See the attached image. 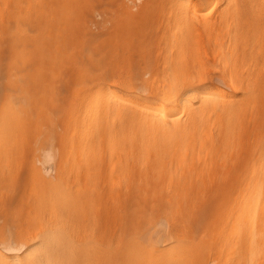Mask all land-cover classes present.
Segmentation results:
<instances>
[{
	"label": "bare ground",
	"instance_id": "bare-ground-1",
	"mask_svg": "<svg viewBox=\"0 0 264 264\" xmlns=\"http://www.w3.org/2000/svg\"><path fill=\"white\" fill-rule=\"evenodd\" d=\"M152 1L154 3L152 8L150 1V5L145 2V6H148L143 8L147 13L142 9L141 14L138 13V16L136 14L137 18L142 16L146 18L145 21L143 17L140 18L141 25L150 19L149 22H156L153 21L155 18L159 22V17L163 15L162 9H167L165 5L162 6L167 0H163L164 2L158 0L160 4L162 2V5H159L157 0ZM231 1L234 0H227L229 7H223L224 10L223 8L222 11L220 10L217 18L213 17V19L211 16L212 19H207V13L206 17L205 13L203 16L199 13L198 5L201 1L171 0L170 6L166 5L170 7L169 13L163 9L169 14L167 25H170L165 31L162 30V44L158 41L162 47L159 46L161 48L164 46L166 50L162 49L158 52L156 50L159 53H156V56H161L157 57L158 63L154 58V63H157L160 68L155 69V72L149 70L151 74L153 73L151 77H149L150 74L147 78L143 77L147 74L140 73L138 79L145 73L140 81L132 77L137 74L135 71L132 73L134 69L131 63L134 59L128 50L131 48L129 46L132 42V34L136 32L133 29L135 26L132 27L133 22L136 21V28L146 24L140 26L135 14L131 16L134 18L129 16L132 25L128 27L135 31L125 32V35H129L127 36L131 39L130 41L122 38L124 34L121 35L124 32L123 26L130 24L129 20V23L127 21L124 24L125 20L130 19L129 17L121 21L122 26L119 25L120 21L112 23L118 27H112L115 31L113 34L111 33L113 29L111 32L106 31L108 35H104L105 38L102 37V33H99L104 42V39L110 38L109 34L118 33L117 29L123 31L119 32L116 38L114 37L116 41L111 38L116 45L118 41L119 49L129 45V48L127 47L129 61L127 58L126 62L128 61L131 72L126 70L128 63L122 67L124 62L122 65L114 62L116 70L113 73L111 70L115 65L112 68V64L109 68L107 64L109 70L111 69L108 73L109 70L107 71L108 68L104 67V64L112 61V53L116 55L119 52L113 50L115 44L112 49L109 48L115 54L110 50V55L105 54L107 60L104 59L103 52H106L104 47L107 46L108 49V45L112 46L114 42L110 41L105 45V41L102 45L100 39L96 38L100 42L95 41L94 35V38L92 36L91 38L95 42H90L92 41V39L89 41L90 35L87 39L84 34L90 32L84 28L85 32L82 30L84 32L82 34L87 39V44L90 46L92 43H98L99 47L102 46L96 49L93 44L95 47L92 45L90 48L96 49L93 51L94 54H97L99 50V57L103 54L101 59L106 62H100L101 59L98 61L96 59L98 57L92 59V55L86 53L87 56H91V58L87 57L91 62L94 60L93 63H96L95 68L98 70L92 69L94 66L86 67L90 64L85 62L83 67L97 73L102 66V71L97 74L92 71L90 74L86 69L89 72L88 76L82 67L83 71L79 68L81 73H76L78 76L76 82L81 80V90L75 82L73 84L76 86L70 87L74 93L79 88L78 95L71 92L74 94L73 98L76 96L74 98L76 108L73 107L76 109V115L71 123V119H68L70 124H67L71 127L68 130L70 132L68 139L71 142L68 140V145L67 140L63 141L68 147L61 144L62 148L65 146L62 150L67 151L68 148L69 150L68 153L64 152V156L61 155L64 158L61 159L60 156L61 161L57 162L58 165L54 171L40 163V160L25 159L26 147L23 150L24 146H22L21 151L14 142L21 143L23 138L27 139L28 121L31 118L22 103L26 101L27 94H30V85H41L46 80L41 69L34 70L26 63H22L20 67L13 60L14 56L12 58L10 55L12 61L8 63V70L20 67L19 70H23L27 78L25 82L16 78L7 82L12 92L19 90L21 93V104L18 105L15 102L16 95L10 92L5 93L7 100L0 105V264H264V123L262 120L264 102L261 101L262 99L264 101V96L259 97L260 94L255 93V91L258 93L262 91L264 94L263 89L258 91L263 88V84L260 85V83L264 74L261 75L260 69L256 68L259 67L256 61L260 59V66L264 67L262 65L264 54L261 55L264 51V23H262L264 16L260 15H264L262 12L264 10H259L260 16L259 11L256 10L252 14L254 5L257 6L258 2L262 1L260 3L262 9L264 0H244L245 7L250 6L251 2H257L251 5V9L246 8L250 9V12L241 11L240 9H245L244 6L241 8L237 3L240 7L238 9L236 3L233 5L236 0L233 3ZM2 3L7 10L6 2L2 1ZM15 4L16 8L20 5ZM27 6L28 2L25 7ZM147 8L157 12L149 10L151 11L149 16ZM121 9L125 11L124 8ZM140 9L138 8L137 12ZM232 11H235L234 14ZM143 13L145 16L142 15ZM14 15H16L15 12ZM152 15L156 17L152 18ZM257 15L258 18L261 17L259 21ZM77 17H80L79 14ZM6 18L8 22L10 18L8 19L7 16ZM14 19L17 20V17ZM163 19L164 17L162 21ZM162 21L160 20V23ZM22 22L23 25L26 24L24 19ZM17 24L18 31L20 24ZM31 25L28 27L29 31H32ZM145 26L142 30L136 29L137 35L141 34L140 31L143 32ZM148 27L146 26V31ZM155 27L158 30L157 26ZM217 27L224 29L222 32V35L225 33L226 36V38L223 36L224 41L222 37H219ZM21 28L19 33H16L17 36L9 41L10 52L14 55L19 54L24 61H27L37 51L42 57L40 60L44 62L42 54L46 50L45 44L36 50V45L28 49L27 44L33 43L36 36L27 32V27H23L22 30ZM213 28H217L215 32ZM208 30H213L211 36L212 38L215 36L214 40L220 38L219 41L216 40L218 45L211 39V31ZM151 31L149 33L155 35ZM201 31H207L206 34L209 36L205 35V38H210H206L207 42L211 40V43L214 42L209 43L210 46L215 44L218 48L221 44L223 53L220 48H218L219 51L214 50L217 49L215 46H213L215 48L210 46L206 48L208 43L204 46V41L203 43L201 41L198 46V41L203 40ZM6 32L5 35H8L9 30ZM143 33L139 36L142 38L143 35L144 42L148 33L146 32L145 36ZM137 35L134 36L136 41L141 39ZM77 36L78 33H76ZM83 36L82 41L85 40ZM45 37L46 35L42 41ZM2 39L5 40V38ZM119 39L125 40L126 46L123 40L119 41ZM2 42L0 38V45ZM119 44L123 45L120 47ZM195 44L196 51L199 47L200 51L204 47L212 53L210 56L214 51V54L217 52L223 54H219L221 57H215L221 62L219 58L224 60L222 63H216L217 65L221 63L220 67L224 64L221 71H219L220 68L217 69L219 66L216 67L213 58L218 53L209 58L210 61L213 58L215 65L213 70L217 69L220 73L215 74L212 71L214 74H211V67L209 71L208 66L204 65L207 68L205 69L201 65L200 60L203 58L200 56L202 54L206 56L207 53H205L206 50H203L205 52L202 54L200 51L198 53L194 51ZM116 45L114 48H117ZM101 48L103 51H100ZM133 51L134 49L131 50ZM159 51L163 52L162 55ZM254 51L260 52L257 54L261 58L259 56L260 59L253 61L255 68L251 66L252 70L249 65L253 63L249 64L248 61L255 59L257 54ZM123 56L125 55L122 54L121 57L124 58ZM246 56L249 58L248 65L246 64L247 66L243 68V63L247 60ZM195 57L200 60H195ZM119 58L117 56L116 59L121 62ZM203 62L205 64V61ZM98 64L101 66L99 67ZM118 64L120 66H117ZM195 65L202 67L201 71H198ZM120 67L123 68L122 72H127L130 77L126 73L123 75ZM49 68L52 69V67ZM70 69L69 67L67 70ZM118 69L117 74L120 78L117 76L119 80H114ZM119 72L123 76L126 75L127 79ZM129 72L133 75L128 74ZM80 74L83 76L80 77L81 79ZM84 75L91 80L85 78L86 82H84ZM108 76H113L114 85L110 81L112 77ZM215 81L228 85L233 93L221 89H218V92L210 91L208 89L210 86L207 88L206 85ZM108 83L113 86L111 87ZM117 84L119 87L121 85V89H117ZM259 85L262 87L259 88ZM58 88L60 89L59 86ZM135 89L136 91L140 89L144 93L135 95L133 94ZM73 109L69 110L72 116L75 111ZM68 115L70 116V113ZM17 128L22 136L20 141L14 140V137L20 136L16 132ZM66 136L64 135V138L67 139ZM51 143L50 147H52ZM48 150L46 152L41 149L42 161L43 157L48 160L53 157H50L53 153L49 155L52 148L49 152ZM54 151L56 153V150ZM209 203L212 205L207 206L210 209L205 213V209H208L205 205Z\"/></svg>",
	"mask_w": 264,
	"mask_h": 264
},
{
	"label": "rangeland",
	"instance_id": "rangeland-1",
	"mask_svg": "<svg viewBox=\"0 0 264 264\" xmlns=\"http://www.w3.org/2000/svg\"><path fill=\"white\" fill-rule=\"evenodd\" d=\"M2 1L3 2H6V4L8 5L7 6V10H6V6H4L3 5V3H2ZM9 1V2H8ZM20 1V2H19ZM66 1V2H65ZM150 2L152 1V0H149ZM148 0H1V6H3L2 8H1V6H0V12H2L1 14L2 15H0V16H2L1 18H0V33H1V35L3 36H1L0 38H1V40L3 41L2 42V44L0 45V65L2 66H0V105L1 104H3L6 100H7V94H5V93H10V92H12L13 90L11 89V87H10V85L8 86V84H7V82H9V80L10 79H17V80H22V81H24L25 82V80H26V78H27V76H26V74L23 72V70H19L20 69V67H21V64L22 63H26V64H28V65H30L34 70H37V71H39V69H41V71L43 72L42 73V75H43V77H44V79L46 80V82L44 83V84H37V85H30V88H29V93L30 94H27L28 96H27V99H26V101L25 102H23L22 104V106H25L26 107V109H27V112H28V114H29V117L31 118L29 121H28V134H27V139H25V138H21L22 140H24V141H22L21 139H20V137H22L21 136V134H20V132L19 131H17L18 130V128L16 129V132H18V135H20V136H17V135H15V136H17L16 138L14 137V140L16 139H19L18 141H20L21 140V143H22V145H21V143L20 142H18L17 143V141H14V142H16L15 144L17 145L16 147L17 148H21V151H22V146H24L23 147V150H24V148H25V150H24V157H25V159H27V160H29V161H32V160H40L39 162L40 163H43L44 165H46L47 167H49L52 171H54V169H55V167L58 165L57 164V162L58 163H60V161H61V159H62V157L64 156V152L65 153H68L67 151L69 150V148H68V150L66 151H64V150H62V149H64L65 148V146L68 144V140L71 142V140L70 139H68V138H70V135H69V131L68 130H70L71 129V127H69V125L67 126V124H70L71 122H72V118L76 115V109H73V107H75L76 106V99H74V98H76V96L73 98V95L75 94L76 95V93H77V95L79 94V88H78V90L77 91H75L76 89H77V87H80V90H81V86H80V83H81V80H79V78L80 77H83V76H81V74L79 75V78H78V80L79 81H77L76 82V80H77V74H79V73H81L80 71H83L82 70V67L83 66H85V64H90V66L89 65H86V67H91L92 68V66H94L92 69H96L95 67H96V63H93L94 62V60L91 62V60H89L90 58H91V56H89L90 58H87L88 56L86 55V53L87 54H91L92 55V59H93V57H98V58H96L97 60L99 59H101V57L103 58V54L105 55H110L111 53V51L112 52H114L113 50H115V52L117 51V52H119V53H116V55H113V53H112V57H111V59H112V61L110 60V62L108 63H106V64H104V67H107L108 68V66H109V68H113V66L115 65V64H113L114 62L116 63V62H118V63H120L121 65H122V63H123V65H122V67L124 66V64H125V66L127 65V63H128V61H129V58H128V55H129V52L128 51H130V56L132 57V59H134L133 60V62L131 63V64H133V65H131V67L134 69V70H132V73L135 71V73L137 74H135L136 76H132L133 78L135 77V79H137V80H139L140 81V79L142 80V76L143 75H145V73L147 74V75H145V76H143V77H146L147 78V76H149L148 74H150V76L149 77H151V75L153 74H151L150 72H149V70H154V71H151V72H155V69H157L158 67L160 68V66H157V63H158V58H160L161 56H159V55H157L156 56V53L158 52V50H160V51H162V49H165L164 48V46H163V48H161L162 46H161V44H162V41H161V33H163V31L162 30H166L168 27V25H170V24H168L167 25V23H168V19H169V14H167V12H165L164 10H166V11H168L169 10V8H168V6H170V4H171V0L169 1V0H165L166 2L162 5V2H161V4H160V2L157 0V2L159 3V5H162L163 7H164V5H165V8H167V9H162V7H159L157 4H155V6L157 5V7H159V8H161L162 9V11L163 12H161L162 14V16L161 17H159V22L156 20V15L155 16H153L152 15V18L154 17L155 18V20L153 19V21H156V22H149L150 20H148V24L146 23V22H143L142 23V25L143 24H146V26L148 27V25H149V27L147 28V30L148 31H146V26H145V30L143 29V32H145V34L142 32V31H140V30H142V27H144V26H142L141 25V23H139V20H140V18H142L143 16L142 15H144L145 13H147L146 12V10H145V8L148 6V5H150V2H149ZM156 1V0H155ZM163 1V0H162ZM168 1L170 2V3H168ZM179 1V0H178ZM181 1V0H180ZM190 1V0H189ZM199 1H201V3L203 4H201V6H200V4L198 5V7H199V13L200 14H202V16H203V13H205L204 14V16L206 15V13L208 14V15H206L208 18L207 19H210L211 18V16H212V18L213 17H215V18H217L218 16V13H220L222 10H224V8L225 7H227L228 6V4H227V0H225V1H221V0H192V2H199ZM205 1H207L206 2V5H205ZM215 1V2H214ZM235 1V0H234ZM233 1V2H234ZM240 1V0H239ZM238 0H236V2H232L231 1V3H233V5L236 3V6H237V8L240 6L241 8L244 6V8L245 9H240V7L238 8V9H240L241 11H245V10H247L248 12H250L251 10V5L253 6L254 4H257V2L255 1L254 3L253 2H251V4H250V6L248 5V7H250V9H246V8H248V7H245V3H244V0L241 2H239ZM254 1V0H253ZM258 1V0H257ZM259 1H261V0H259ZM26 2H28V6L27 7H25V5H26ZM35 2H37V3H35ZM145 2H148V3H146V4H148V5H146L145 6ZM153 2V1H152ZM151 2V5H150V7L152 8V7H154V6H152V4L154 5V3H152ZM156 2V3H157ZM164 2V1H163ZM214 2V3H213ZM262 2V1H261ZM261 2H258V4L260 5H254V8L252 9V14H254L256 11H259V10H264L263 8H264V6L262 7V9L260 8L262 5L260 4ZM15 3H17V5H18V3L20 4L19 6H17V8H16V4ZM66 3V4H65ZM130 3V4H129ZM213 3V4H212ZM237 3H238V5H237ZM242 3H243V5H242ZM253 3V4H252ZM5 4V3H4ZM10 4H11V6H10ZM215 4V5H214ZM166 5H168L167 7H166ZM263 5H264V3H263ZM33 6V7H32ZM142 6V7H141ZM216 6V7H215ZM10 7H12V9L10 8ZM59 7V8H58ZM143 7H145V8H143ZM150 7H148V8H150ZM210 7V8H209ZM220 7V8H219ZM224 7V8H223ZM229 7V6H228ZM233 7H235V6H233ZM4 8V9H3ZM27 9V11H26V9ZM33 8V9H32ZM121 8H124L125 9V11H123ZM132 8H134V9H132ZM138 8H141L140 10H139V12H137V10H138ZM147 8V9H148ZM209 8V9H208ZM213 8V9H212ZM223 8V9H222ZM257 8H258V10H257ZM260 8V9H259ZM39 9H41L40 10V12H39ZM145 10V13H143L141 16L142 17H136V14H137V16H138V13H140V11L141 10ZM154 9H156V7L154 8ZM204 9H206V10H204ZM222 9V10H221ZM234 9V8H233ZM233 9H230V10H233ZM9 10V11H8ZM28 10H29V12H28ZM34 10H35V12H34ZM128 12H127V11ZM142 10V11H143ZM149 10H151V9H148L147 11H149ZM158 10V9H157ZM160 10V9H159ZM221 10V11H220ZM250 10V11H249ZM254 10H256V11H254ZM15 12V14L16 15H14V12ZM16 11H20V13H22L23 12V14H20V13H16ZM95 11V12H94ZM142 11H141V13H142ZM152 11V10H151ZM151 11H149L148 13H149V16H151ZM157 12L156 10H153L152 12ZM214 11H215V13H214ZM243 11V12H244ZM261 11H259V13H258V15L261 13ZM8 12L10 13L11 12V14H8ZM154 12V13H155ZM233 12V11H232ZM235 12V11H234ZM234 12L232 13V14H234ZM263 13H264V11H262ZM34 13H36L35 15H34ZM57 13V14H56ZM140 13V14H141ZM153 13V14H154ZM168 13H169V11H168ZM209 13H210V15H209ZM13 14V15H12ZM79 14V16L80 17H77V15ZM123 14V15H122ZM135 14V18L138 20V22L137 23H139L140 24V26H142V27H138V28H136V25H135V23H136V21L135 22H133L134 24H133V26L132 27H134L133 29L137 32V30L136 29H140V30H138V31H140L141 32V34L143 33L144 34V36L146 35V32L149 34H147V37L145 36V41L143 42V35H142V38L139 36V35H141V34H139V35H137L138 33H136L132 28H130V27H128V26H130V25H132L131 24V18H134V16L133 17H131L132 15H134ZM212 14V15H211ZM10 15H12L13 16V18H12V16H10ZM21 15V16H20ZM75 15H76V17H75ZM158 15H160V13L158 12ZM157 15V16H158ZM165 15V16H164ZM168 15V16H167ZM199 15V14H198ZM215 15V16H214ZM258 15H257V18H258ZM260 15H262L261 17H263L264 15L263 14H260ZM259 15V16H260ZM6 16L8 17V19L9 20H7L8 22H6ZM131 18H130V17ZM145 16V15H144ZM147 16H148V14H147ZM167 16V17H166ZM200 16V15H199ZM205 16V17H206ZM17 17V20H18V22H17V20L16 19H14V18H16ZM19 17V18H18ZM126 17H129L130 19H127V20H125L124 21V24L129 20L130 21V24H128L129 23V21H128V25H125V26H123V28H124V32L123 31H121V30H119L118 31V29L116 30L118 33H116V34H114V35H112L115 31H114V27L113 26H116V24H112V23H116L117 21H123ZM164 17V19H163V21H162V18ZM261 17L260 18H258V21H259V19H261ZM6 18V19H5ZM30 18V19H29ZM77 18V19H76ZM117 18V19H116ZM148 18V17H147ZM158 18V17H157ZM161 18V19H160ZM211 18V19H212ZM13 19V20H12ZM24 19V23H26V24H24L23 25V22H22V20ZM57 19V20H56ZM61 19V20H60ZM143 19H144V17H143ZM146 19V18H145ZM145 19H144V21H145ZM214 19V18H213ZM263 19V21H264V18H262ZM14 20H16V21H14ZM21 20V21H20ZM146 20V21H147ZM160 20L162 21V23H160ZM167 22H166V21ZM13 21V22H12ZM33 21V22H32ZM41 21V22H40ZM116 21V22H115ZM141 21V20H140ZM261 21V20H260ZM19 23L20 24V22H22V24H20V25H22V26H20L19 25V28L20 27H27V32H29L30 34H33V35H35L36 36V40L33 42V43H31V44H27V48L28 49H30V47H33L34 45H36V48H35V50L37 49V48H39V47H42L41 45H43V44H45V52L42 54V56H43V61L45 62H42L41 60H40V58H42V57H40L39 56V52H37V51H35V55L34 56H32L29 60H27V61H24V59L22 58V56H20L19 54H16L15 53V55L14 54H12L11 52H10V49H8L9 48V41H10V39H12L13 37H16L17 35H16V33L18 34L19 32L18 31H20L19 30V28H18V31H17V23ZM35 22V23H34ZM38 22V23H37ZM40 22V23H39ZM48 22V23H47ZM111 22V23H110ZM164 22V23H163ZM166 22V23H165ZM262 22V21H261ZM4 23H5V26H4ZM9 24V25H7V24ZM11 23V24H10ZM14 23H16V24H14ZM47 23V24H46ZM117 23H119V22H117ZM262 23H264V22H262ZM32 24V25H31ZM38 24V26H36ZM41 24V25H40ZM112 24V25H111ZM123 25V23L121 22L119 25L120 26H122ZM139 24H138V26H139ZM157 24V25H156ZM161 24V25H160ZM6 25L8 26V28L6 29ZM26 25V26H25ZM32 26V27H30L31 29L30 30H32V31H29V26ZM80 25V26H79ZM118 25V26H119ZM158 25H159V27H158ZM218 25V24H217ZM216 25V26H217ZM14 26H16V28L14 27ZM35 26V27H34ZM42 26V27H41ZM49 26V27H48ZM59 26V27H58ZM63 28H62V27ZM83 26V27H82ZM85 26V27H84ZM111 26V27H110ZM119 26V27H120ZM155 26H157V28H158V30H160V31H158L157 29H156V27ZM166 26V28H164ZM87 27V28H86ZM113 27V28H112ZM126 27H127V29H126ZM152 27V28H151ZM161 27V28H160ZM222 27V26H221ZM220 27V28H221ZM2 28H5V29H2ZM11 28V29H10ZM22 28H21V30H22ZM35 28V29H34ZM49 28V29H48ZM50 28H51V30H50ZM85 28V29H84ZM116 28H118L117 26H116ZM218 29H219V27H217ZM217 28H213L214 29V31L213 30H208L209 32H210V37H211V39L212 40H214L213 38L215 37V36H213V38H212V36H211V34L213 33V32H215V30L217 29ZM14 29L16 30L15 32H14ZM48 29V30H47ZM86 30V31H88V32H90L89 34H87V33H84L85 31L84 30ZM88 29V30H87ZM112 29H113V31H112ZM119 29H121V28H119ZM151 29H152V31H151ZM9 30V36L8 35H5V32L6 31H8ZM11 30H13L12 32H10ZM84 32H83V31ZM129 30H131V31H134L133 33H134V35L132 34V36H133V38H132V42H131V45L129 46V47H131V48H129L128 46V48H129V50L127 49V47H123L122 49L120 48L119 49V47H118V41H117V45L115 44V42L113 41V39H114V37L116 38L117 37V35L119 34V32L120 33H122L121 35H123V39H126V41H128L127 39H129L128 38V36L127 35H125L126 33H128L129 32ZM224 30V29H223ZM223 30H221V29H219V31L217 32L218 34L220 33V38L222 37V40L224 39V37L223 36H225L224 34L225 33H223V35H222V32H224ZM39 31H41V32H39ZM108 31H112L111 33L112 34H109V35H111L110 36V40L109 39H104L105 41H106V43H105V45H107L108 44V42H110V41H112V42H114V43H112V46H109L108 45V49L111 47V49H112V47H113V44H115L116 46H117V48H114L115 47V45H114V47H113V50H111V49H109V51L107 52V46L106 47H104V48H106L104 51H106V52H103V54H102V56L100 55V57H99V55H98V52H99V50H97V54H94L95 52H93V51H96V49H100V47H102V46H98L96 43H90V42H95V41H98L99 39H100V41L102 42V45L104 44V42L101 40L102 38H101V33H102V37L103 38H105L104 37V35L106 36V35H108V33L107 32ZM154 32L155 33V35L153 34V35H151V33H149V32ZM155 31H157V32H155ZM213 31V32H212ZM82 32L86 35V37H87V39H88V36L90 35V37H89V41H90V39H92L91 38V36L93 37V35L95 36V41L92 39V41H90L89 43L91 44L90 46H92L93 44H95V48H93V47H91L90 48V46L87 44V39L83 36V34H82ZM96 32V33H95ZM104 32V33H103ZM109 32V33H110ZM126 32V33H125ZM159 32V33H158ZM7 33V32H6ZM11 33V34H10ZM12 33H13V35H12ZM15 33V34H14ZM37 33V34H36ZM67 33V34H66ZM76 33H78V36L76 37ZM95 33V34H94ZM100 33V34H99ZM131 33V32H130ZM129 33V34H130ZM202 33V36H201V38H203V40L201 39L200 41H198L196 38H195V40L196 41H198V46H199V44H200V42L202 41V43H203V41H204V43H203V45L204 46H206L207 45V43H208V47L206 46V48H209V46L212 44V43H214V42H212L211 43V41L210 42H207V40H206V38H205V35H208V34H206L207 33V31H201L200 32V34ZM205 33V34H204ZM215 35H216V33H214ZM213 34V35H214ZM46 35V37H45V39H44V41H42V39L44 38V36ZM48 35V36H47ZM96 35H100V36H96ZM135 35H137V37L139 36L141 39H139L138 41H136L137 39L134 37ZM158 35H160V37H158ZM222 35V36H221ZM83 36V38H85V42L84 41H82L83 39L81 38ZM125 36V37H124ZM127 36V37H126ZM149 36H151L150 38H149ZM209 36V35H208ZM100 37V38H99ZM113 39H112V38ZM121 37H119V38H121ZM153 37H154V39H153ZM218 37V38H219ZM2 38H5V40L4 39H2ZM94 38V37H93ZM96 38H98V40H96ZM200 38V37H199ZM215 39L214 41H219L220 40V38L219 39ZM225 38H226V36H225ZM122 39V40H123ZM147 39V40H146ZM149 39V40H148ZM156 39V40H155ZM207 39H210L209 37L207 38ZM108 40V41H107ZM115 40V39H114ZM117 40H118V38H117ZM121 39H119V41H120ZM121 40V41H122ZM131 39H129V41H130ZM140 40H141V42H140ZM152 40V41H151ZM194 40V41H195ZM100 41H98V42H100ZM116 41V40H115ZM124 41L125 40H123V44L125 45L126 43H124ZM134 41H136V43L134 42ZM150 41V42H149ZM158 41H160L161 42V44H160V42H158ZM217 41L215 42V44L217 43ZM224 41V40H223ZM222 41V42H223ZM139 42H140V44H139ZM156 42H158V43H156ZM193 42V41H192ZM7 43V44H6ZM74 43H77V44H74ZM128 43V42H127ZM130 43V42H129ZM132 43H133V45H132ZM139 45H138V44ZM155 43H156V46H155ZM194 43V42H193ZM192 43V44H193ZM209 43H211L210 45H209ZM220 43V42H219ZM81 44V45H80ZM100 45H101V43H99ZM122 44V45H123ZM206 44V45H205ZM213 45V46H215L216 48H217V45H218V43H217V45ZM87 45L89 46L88 48H90V49H88L87 48ZM121 44H119V46L121 47L122 46ZM134 45H138V46H136V47H134ZM161 47H160V46ZM196 45V44H195ZM85 46V47H84ZM126 46V45H125ZM140 46V47H139ZM213 46H210V47H213ZM99 47V48H98ZM158 47V48H157ZM201 47H203V46H201ZM215 47H213V48H215ZM4 48V49H3ZM93 48V49H92ZM126 48V49H125ZM147 48V49H146ZM161 48V49H160ZM196 48H197V45H196V47H194V45H193V49H195L194 51H196ZM213 48H212V52H213ZM218 48H220V51L222 50V46H221V44L219 45V47ZM214 49V50H218L219 51V49ZM5 49H6V51H5ZM88 49V50H87ZM95 49V50H94ZM102 49V48H101ZM132 49H134V53L133 52H131V50ZM136 49H138L137 51H136ZM142 49V50H141ZM144 49V50H143ZM149 49H151V51L149 50ZM199 49V50H198ZM197 49V53L200 51V47ZM111 50V51H110ZM128 50V51H127ZM156 50H157V52H156ZM166 50V49H165ZM203 50H206V52L205 53H207V55L209 56H205V54L203 55L202 53H204L203 52ZM208 50L209 49H205L204 47L202 48V50L200 51L201 52V54H202V56H200L201 58H203V60H200V59H197L196 57H195V60L197 59V60H200V61H202V63H201V65L202 66H204V65H206V67L208 66V70L210 71L211 69H210V67L212 68V70L210 71V72H214L215 74H218V73H220V72H217V69H219V71H221V68L223 67V65H222V67H220L221 65V63L224 61L222 58H219V59H221L222 60V62L220 61V60H218L217 58V56H220V55H223L221 52V54L219 53V52H217L218 53V55H216V54H214L215 53V51L213 52V55H216V56H214L213 57V55H211L213 58H214V62H215V65H216V67L217 66H219L217 69H214L213 70V67L215 66L214 65V62H213V58H211L212 60V62L210 61V54H212V53H209L208 52ZM249 49H247V51H248ZM91 51V52H90ZM100 51H103V49L102 50H100ZM123 51L125 52V53H123ZM159 51V52H160ZM193 51V52H194ZM115 52H114V54H115ZM146 52H147V54H146ZM165 52V51H164ZM196 52H195V54H196ZM249 52V51H248ZM248 52H246V54L248 55ZM11 53V54H10ZM109 53V54H108ZM162 53L163 52H160V55H162ZM254 53H256V51H254ZM258 54H260V52H257ZM256 53V54H257ZM99 54H101V53H99ZM122 54H124L125 56H127V57H125V56H123L124 58H122L121 57V55ZM151 54V55H150ZM157 54H159V53H157ZM194 54V55H195ZM200 54V55H201ZM220 54V55H219ZM258 54L255 56V59L253 58L251 61L249 60V58H248V56H246L247 57V60H246V62L245 63H243V68H245V66H247L248 64H247V61H248V63L250 64V63H253V64H250L249 66H250V68H251V66H255V62H253L254 60H256V59H260L261 58V56H260V58H259V56H258ZM264 54V51H263V53L261 52V55H263ZM8 55V56H7ZM10 55H11V57L13 58V56H14V58H13V60L15 61V63H16V65H18V66H20L18 69H12L11 71L10 70H8V63L10 62V61H12V58L10 57ZM94 55H97V56H94ZM106 55L104 56V59H105V57H106ZM119 55H120V58H119ZM143 55V56H142ZM198 55V54H197ZM197 55H195V56H197ZM254 55V54H253ZM117 56H118V58H119V60H121V62H119L116 58H117ZM154 56V57H153ZM257 56H258V58H257ZM109 57V56H108ZM158 57V58H157ZM199 57V56H198ZM199 57V58H200ZM206 57V59H208V60H204V58ZM215 57H217L216 59H215ZM221 57V56H220ZM263 57H264V55H263ZM94 58V59H95ZM110 58V57H109ZM128 58V59H127ZM141 58V59H140ZM154 58H155V60H156V62L157 63H154L155 61H154ZM54 59V60H53ZM95 59V61L96 62H98L97 60ZM100 60V62H102V61H105V60H107V59H105V60ZM123 59H125V60H123ZM126 59L128 60L127 62H126ZM131 59V58H130ZM150 59V60H149ZM86 60H87V62H86ZM109 60V59H108ZM149 60V61H148ZM152 60V61H151ZM194 60V61H195ZM216 60H218V62H216ZM244 60V61H245ZM261 60V59H260ZM260 60L259 61H256V63L258 64H256L257 66H259V67H256V68H258L257 70H259L260 69V74L262 75V74H264V70H262L261 71V69H264V67L262 68L261 66H260ZM263 60V59H262ZM90 63H89V62ZM135 61V62H134ZM144 61V62H143ZM200 61H199V64H200ZM203 61H205V64H203L204 62ZM208 62V64H207V62ZM85 62V64H83ZM100 62H98V63H100ZM106 62V61H105ZM105 62H103V63H105ZM195 62H197V61H195ZM219 62H221L219 65H217ZM263 63H262V65L264 66V60L262 61ZM79 63V64H78ZM93 63V64H92ZM141 63V64H140ZM154 63V64H153ZM211 63V64H210ZM217 63V64H216ZM260 63V64H259ZM65 64V65H64ZM101 64V63H100ZM107 64H108V66H107ZM113 64V65H112ZM151 64V65H150ZM196 64V63H195ZM198 63H197V65L198 66H200ZM247 64V65H246ZM112 65V66H111ZM128 65H129V63H128ZM159 65V64H158ZM197 65H195V67L197 66ZM210 65V66H209ZM212 65V66H211ZM214 65V66H213ZM38 66V67H37ZM98 66H99V64H98ZM101 66V65H100ZM99 66V67H100ZM111 66V67H110ZM117 66H120L119 64L117 65ZM124 66V67H125ZM155 66H157V67H155ZM197 66V68L199 69L198 71H201V68L200 67H198ZM248 66V67H249ZM42 67H44V68H42ZM46 67H48V68H46ZM49 67H52V69H50ZM65 67V68H64ZM69 67L71 68L69 71L67 70V69H69ZM98 67V68H99ZM115 67H116V65L114 66V68L111 70L112 72L114 71V70H116L115 69ZM129 67V68H128ZM127 67V72L128 71H130L129 69H131V67H130V65ZM138 67V68H137ZM205 67V66H204ZM203 67V68H204ZM205 67V69H207ZM215 67V68H216ZM80 68V71L78 70ZM101 68H102V66H101ZM100 68V69H101ZM109 68L107 69V71L109 70ZM118 68V67H117ZM121 68V67H120ZM159 68L157 69V70H159ZM255 68V67H254ZM78 70V71H75V70ZM83 69L86 71V69L87 68H85V67H83ZM99 69V73L102 71V69L100 70ZM122 69L123 68H121L120 69V72L121 73H123L122 72ZM139 69V70H138ZM205 69H203V70H205ZM252 69V68H251ZM66 70H67V72H66ZM74 72H73V71ZM98 69H96V71H97ZM110 70L108 71V73L110 72ZM138 70V71H137ZM142 70H145V71H142ZM148 70V71H147ZM207 70V72H209ZM253 70V69H252ZM87 71H89V69H87ZM85 72V74H87L88 73V76H89V72H90V74L92 73V71H91V69H90V71L89 72ZM96 71L94 72L95 74H97L96 73ZM118 71H119V69L117 70V72H116V78L114 77V80L116 79V80H119L118 78H117V76H118ZM123 71H125V70H123ZM148 73H147V72ZM197 71V70H196ZM206 71V70H205ZM70 72V73H69ZM72 72V73H71ZM78 72V73H77ZM119 72V73H120ZM127 72H124L123 73V75L126 73V75H127ZM131 72V71H130ZM128 73V74H132V73ZM143 72H145L144 74H141L142 76L141 77H139V79H138V75L140 74V73H143ZM211 73V74H214V73ZM261 72H263V73H261ZM68 73V74H67ZM77 73V74H76ZM84 73V72H83ZM83 73H82V75H83ZM107 73V74H108ZM114 73V72H113ZM120 73V75L121 76H123L122 74ZM71 74V75H70ZM112 74V73H111ZM70 75V76H69ZM72 75H74L73 76V78H71V76ZM75 75H76V77H75ZM93 75V74H92ZM110 75V74H109ZM115 75V74H114ZM113 75V76H114ZM126 75L125 76H123L124 78H126ZM133 75V74H132ZM260 75V76H261ZM87 75L85 76L84 75V80H85V78H87V80H89V77H88ZM94 76V75H93ZM113 76H111V77H109V78H111L112 80H110L111 82H113L114 80H113ZM128 76V75H127ZM263 76V80L261 79V83H260V85H262L263 86V88H260V87H262V86H260L259 85V90L258 91H260V90H262L263 89V91H264V75H262ZM74 77L76 78V79H74ZM119 77V76H118ZM128 77H130V76H128ZM131 77V78H132ZM148 77V78H149ZM120 78V77H119ZM73 81H72V80ZM81 79V78H80ZM107 79V78H106ZM122 79V78H121ZM127 79V78H126ZM144 79V78H143ZM84 80H82V82L84 81ZM91 80V79H90ZM89 80V81H90ZM109 80H108V82H109ZM72 83H71V82ZM73 82H75V84L77 85V87H76V89L74 88V91L76 92V93H74V92H72V88H73V86H76V85H74L73 84ZM84 82H86V80L84 81ZM88 82V81H87ZM110 82V83H111ZM71 83V84H70ZM110 83H108V85L110 84ZM218 83V84H217ZM116 84V83H115ZM60 87V89L58 88V86ZM73 85V86H72ZM112 84H110V86H111ZM113 85H114V82H113ZM112 85V86H113ZM120 85V84H119ZM224 85V86H223ZM219 84V82H211V83H208L207 85H206V87L208 86H210L208 89L210 90V91H213V92H218L220 89L221 90H224V91H226V92H231V93H233V90L230 88V87H228V85H226V84ZM72 86V88H70ZM111 86V87H112ZM117 86H118V84H117ZM116 86V87H117ZM226 86V87H225ZM68 87V88H67ZM121 89V85H120V87L118 86L117 87V89ZM228 88V89H227ZM118 89V90H119ZM219 89V90H218ZM122 90H123V88H122ZM122 90H120L121 92H123ZM230 90V91H229ZM39 92V93H38ZM71 92L72 93H74V94H71ZM12 93H14V95H16V98H14V100H15V102H17V104L18 105H20L21 104V93L19 92V90L18 91H14V92H12ZM144 92H141V90L140 89H137V91H136V89L133 91V94H135V95H141V94H143ZM255 93H257V95L258 94H260L259 95V97H261L262 95L264 96V94H262V91H261V93H258L257 91H255ZM264 93V92H263ZM230 94V93H229ZM19 97V98H18ZM75 100V101H74ZM259 100H261L260 98H259ZM71 101H74V102H71ZM262 101V103L264 102L263 101V99L261 100ZM70 102H71V104L72 103H74L75 105L73 106V105H71L70 104ZM39 106V107H38ZM67 106H70V107H67ZM71 108L73 109V116H72V113L71 112H69V110H71ZM76 108V107H75ZM68 113H70V116L68 115ZM264 114V113H263ZM68 116H69V118H68ZM72 116V117H71ZM71 117V118H70ZM68 119H71V121H70V123H69V120ZM67 120H68V123H66L67 122ZM262 120H263V123H264V117L262 118ZM20 123V122H19ZM65 125L67 126V127H65ZM72 125V124H71ZM57 127V128H56ZM68 131V132H67ZM68 133V135H69V137H67L66 136V134ZM17 134V133H16ZM52 136H51V135ZM64 135L67 137V139L66 138H64ZM48 136V137H47ZM19 137V138H18ZM64 138V139H63ZM25 140H26V142H25ZM54 140V141H53ZM67 140V144L65 145V143H63V141L65 142ZM53 141V142H52ZM13 142V143H14ZM52 144V147H50L51 145H49L50 143ZM61 142V143H60ZM69 142V143H70ZM20 143V144H19ZM21 145V146H19V145ZM58 144V145H57ZM61 144H64L65 146H64V148H62L61 146ZM69 145V144H68ZM68 145H67V147H68ZM15 146V145H14ZM48 146H49V148H48ZM59 146H60V148H59ZM70 146H72V144L70 145ZM66 147V148H67ZM15 148V147H14ZM40 148V149H39ZM52 148V150L50 151V149ZM56 148V149H55ZM41 149H43V150H48V152H49V155H51V153H53L50 157H54V160H53V162L51 161L52 160V158L50 159V160H48L47 158H44L43 157V161H42V156H41V153H42V151H41ZM56 150V153H55V151L54 150ZM63 151V153H62V151ZM17 151L19 152V150L17 149ZM47 152V151H46ZM45 152V153H46ZM60 152V153H59ZM21 153V152H20ZM44 153V154H45ZM47 154V153H46ZM45 154V155H46ZM56 154V155H55ZM49 155H47V156H49ZM61 155H63V156H61ZM60 156H61V159H60ZM65 156H66V154H65ZM46 157V156H45ZM49 157V158H50ZM64 158V157H63ZM46 161H45V160ZM45 162V163H44ZM52 163H53V165H52ZM53 166V167H52ZM53 168V169H52ZM211 203H209V205H205L206 207L208 206V207H210L211 205H210ZM205 207V208H206ZM207 207V208H208ZM204 208V209H205ZM210 208H208V209H205V213H206V210H207V212H208V210H209Z\"/></svg>",
	"mask_w": 264,
	"mask_h": 264
}]
</instances>
